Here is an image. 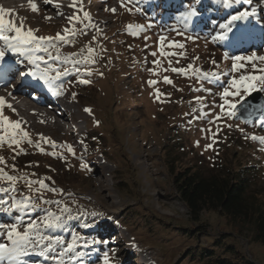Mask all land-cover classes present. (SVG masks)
<instances>
[{"label": "rangeland", "instance_id": "obj_1", "mask_svg": "<svg viewBox=\"0 0 264 264\" xmlns=\"http://www.w3.org/2000/svg\"><path fill=\"white\" fill-rule=\"evenodd\" d=\"M64 1L70 4V0ZM205 1L209 0L201 3ZM9 2L3 0L1 4ZM152 2L139 0L130 5L133 10L129 13L120 7L118 0H83V11L90 13L91 22L99 31L88 28L86 35L78 31L70 44H61L60 53H79L85 45H90L96 62L89 66L91 75L82 78L91 82L78 83L74 72L64 76L58 82L63 85V95H55L56 99L35 91L34 88L43 85L41 82H29L27 78L22 85L19 72L30 67L27 59L18 53H6L5 61L0 63L4 71L0 96L5 97L16 114L7 107L3 113L11 120L21 121L32 145L27 141L22 143L20 148L25 154L20 155L4 146L0 156L5 158L6 165L0 167L10 175L32 180L46 178L45 183L61 190L63 195L46 193L45 199L62 200L75 216H80L81 211L86 214L69 221L67 230L53 233L65 240L71 239L75 232L86 239L108 241L79 249L84 252L83 264H103L105 253L110 264H208L209 260L201 254L210 252L212 259H230L228 246L249 263L264 264V248L244 234L232 231L216 213L202 212L198 222H192L175 196L167 170L173 163L178 168L191 167L208 175L228 163L239 169L248 166L253 171H245L243 177L251 190L264 192V145L245 138L264 136V126L256 123L259 117L252 119L253 123L229 120L218 107L222 103L220 93L229 79L264 74L254 73L252 63L243 61L239 62L243 67L233 72L230 58L252 52L264 55V4L261 0H241L239 5L224 10L226 16L252 8L257 10L249 20L238 22L237 35L246 41L231 47L226 42H211L218 26L213 28L194 21L185 25L179 19L181 12L177 7ZM136 7L141 11L136 12ZM105 8H115L116 12L113 14ZM159 10L174 14L175 22L161 18ZM73 11L71 8L58 16L56 7L38 4L37 12L26 8L18 16L25 18L26 28L38 29L37 36L55 37L69 26L65 17ZM83 11L77 14L82 17ZM46 16L51 19L46 20ZM148 24L152 27L138 35L129 34L127 29L128 25ZM75 27L79 30L81 25ZM172 28L183 31L184 35H177ZM161 35L166 37L164 41L159 40ZM187 35L193 36L195 42L187 41ZM248 39L254 46L247 44ZM172 41L184 43L185 48L169 47ZM0 47H4L2 41ZM225 54L229 59H224ZM189 63L201 72H216L218 79H205L203 75L197 79L191 70L188 76H183L169 69L170 64L187 69ZM255 63L264 68V62ZM165 76L172 84L163 82ZM149 80L157 83L149 86ZM157 90L162 93L159 98ZM48 93L54 96V90ZM72 93H76L75 99ZM259 93L264 97V92ZM19 94L20 99L16 98ZM197 96L203 97L202 104L195 102ZM228 99L231 101L232 97ZM85 108L91 109V115ZM217 115L221 118L209 123ZM37 143L40 148L35 147ZM206 145H210L207 150ZM67 146L74 155L67 151ZM13 165L17 171H12ZM0 183L8 186L6 182ZM17 188V199L21 193L28 194L23 182ZM44 208L57 211L54 204ZM40 215L43 211H34L31 218ZM24 219L29 216L25 215ZM0 222L9 223L10 216L0 214ZM84 223L94 226L85 228ZM26 264L51 262L30 257L26 258Z\"/></svg>", "mask_w": 264, "mask_h": 264}, {"label": "snow or ice", "instance_id": "obj_2", "mask_svg": "<svg viewBox=\"0 0 264 264\" xmlns=\"http://www.w3.org/2000/svg\"><path fill=\"white\" fill-rule=\"evenodd\" d=\"M44 5H48L52 0H41ZM120 7L124 8L127 12H132V7L139 2V0H118ZM202 0H193L194 4H200ZM215 3L216 0H213ZM219 6L224 9H230L233 5H239L241 0H218ZM264 4V0H261ZM57 7V15H63ZM28 10L31 12L38 11V4L29 0ZM70 8L74 11L65 17L68 21V27L63 29L62 33H57L55 37L37 36L35 33L38 29L26 28L24 24V17H17L14 12L6 11L0 7V41L3 42L4 47H0V63L5 61L6 53L12 52L18 53L26 57L28 65L27 71H20V83L23 85L26 83V79L30 78L32 81L41 82L46 88L54 90V95H63V85L58 84L62 77L71 75L73 72L77 74V81L80 84H89L91 81L82 78L85 75H91L92 69L90 65L95 64L94 49L90 45H85L84 49H81L79 53H69L67 55H61L60 46L68 45L77 35H86V29L98 27L91 22L90 13L83 11V0H70ZM83 11V16H79L77 12ZM105 11H111L115 14L116 9L111 10L105 8ZM136 12H140L139 7L135 8ZM256 9L252 8L251 11H237L235 14H228L225 21L219 23L218 31L215 35H212L211 42H226L230 46H236L243 43L244 38L237 35L239 31L238 22L247 21L250 17L256 15ZM199 14L197 7L186 6L180 13L179 19L187 25L194 21V18ZM12 15L13 19H6L7 16ZM46 20L51 17H45ZM19 20V24L17 23ZM80 24L79 30L75 25ZM152 25H128L127 29L129 34L138 35L143 32L145 28H151ZM171 31H175L177 35H184V32L176 28H172ZM147 39V37H145ZM166 37L161 35L160 41H164ZM187 41L195 42L194 37L191 35L185 36ZM96 41V37L93 36L92 43ZM169 47H175L184 49V43H178L172 41ZM85 49L87 54L85 55ZM53 50L55 54H53ZM156 55V53H152ZM183 55V53H181ZM232 60V71L235 72L238 67H243L239 62L252 63L253 72L264 73V68H259L256 65V61L264 62V55L257 56L255 52L251 55H233L230 57ZM199 59V57H193V60ZM225 60L229 59V56L225 54ZM52 61L54 63H49ZM154 64L157 61H153ZM179 63V61H177ZM215 65V61H212ZM59 65V66H57ZM83 66V67H82ZM9 66V70L11 69ZM169 69L173 73H178L183 76H188L189 70L193 72L197 79L201 75L205 79L217 78L216 72H201V69L194 68L192 63H189L187 69L176 68L169 65ZM156 75L155 72L152 73ZM4 79V71L0 69V81ZM163 82L165 84H172V80L165 76ZM157 81L149 80V86L156 84ZM15 87V85L13 86ZM199 91V89H197ZM264 92V74L261 75H248L240 76L239 79H229L227 86H223V91L220 93V100L222 103L218 105L220 112L229 120L241 119L243 123H253L252 117L259 113V118L256 123L264 126V104L248 103V97L254 92ZM9 96H13L12 92L8 93ZM157 98L162 93L157 90ZM76 93H72V98L75 99ZM232 97L230 101L228 98ZM238 97V99H237ZM195 102L198 104L203 103V97L197 96ZM7 107L14 114L16 110L11 104L7 103L5 97L0 96V149L7 146L12 149L16 155L25 154L20 145L27 141L29 145H32V140L29 138V133L25 131L21 126L20 120H11L8 116L4 115L3 110ZM84 111L91 115V109L85 108ZM193 111H199L193 109ZM241 113V115H238ZM221 118L220 115L215 116L214 120L209 123H215ZM231 127V125H228ZM210 131V130H209ZM215 133H213V136ZM246 139L258 142L264 145V136L257 137L252 135L246 136ZM44 140L43 137H41ZM47 143L48 141L45 140ZM56 147L55 144L52 145ZM199 146V142H197ZM35 147L40 148L37 143ZM210 145H206L207 148ZM42 151V149H41ZM67 151L74 155L73 149L67 146ZM55 155V153H52ZM15 157H13L14 159ZM0 165H6L4 157L0 156ZM81 167L85 165L81 164ZM12 171H17L15 165L12 166ZM46 179V178H45ZM45 179L32 180L25 176L10 175L5 172L3 167H0V182H6L7 187L2 186L0 183V214H7L10 216L9 223L0 222V264H26V258L38 257L45 262H51V264H83L84 252L79 249H88L95 244L101 242L107 244L108 241H100L96 239H86L73 232L71 239L65 240L62 235L53 234L67 230L69 221L78 220L80 216L86 215L81 211L80 216L72 214V209L62 200H48L45 199L46 193H53L55 195L62 196L61 190L50 187L45 183ZM23 182L27 188L28 194H20V198L17 199L16 193L18 192L17 184ZM39 201V203H37ZM55 205L57 211H51L44 208V205ZM41 210L43 215L31 218V213ZM16 213V216L12 217L11 214ZM28 215L29 219L25 220L24 216ZM91 215L95 216L96 213ZM94 225L84 223L83 227L90 228ZM103 264H110L108 253L104 254Z\"/></svg>", "mask_w": 264, "mask_h": 264}, {"label": "trees", "instance_id": "obj_3", "mask_svg": "<svg viewBox=\"0 0 264 264\" xmlns=\"http://www.w3.org/2000/svg\"><path fill=\"white\" fill-rule=\"evenodd\" d=\"M167 3L177 7L178 12H182L184 6L197 7L199 14L194 18V22L209 24L213 28H217L226 18V11L224 12L219 3L213 4L211 0L198 5L190 0H153L152 2L163 7ZM157 13L161 18L175 22V15L169 11L159 10ZM248 40L247 44L250 47L254 46L252 40ZM237 46L239 45L231 47ZM167 170L172 179L175 196L188 211L192 222H198L202 212L216 213L225 220L232 231L244 234L252 243L264 248V192L251 190L249 183L243 177L245 171H253L250 167L239 169L228 163L208 175H203L191 167L178 168L170 163ZM226 250L230 252L232 258L212 259L210 252L201 254V257L207 258L208 264H251L234 251L233 247L228 246Z\"/></svg>", "mask_w": 264, "mask_h": 264}, {"label": "bare ground", "instance_id": "obj_4", "mask_svg": "<svg viewBox=\"0 0 264 264\" xmlns=\"http://www.w3.org/2000/svg\"><path fill=\"white\" fill-rule=\"evenodd\" d=\"M3 0H0V7L4 8L6 11H11L14 12L16 14L17 17L18 16V12L22 9H26L28 8V3L29 0H9L10 2L7 4H1ZM37 2L41 7L46 6V7H56L55 5L59 6V11L62 13H65L67 10H70L71 8L69 7V4L67 2H65L64 0H52L51 3H49L48 5H44L41 0H33V2ZM57 8V7H56ZM14 17L12 15H9L6 17V19H13ZM17 23L19 24V20H17ZM21 94H19L18 96H16V98H21L20 97Z\"/></svg>", "mask_w": 264, "mask_h": 264}, {"label": "water", "instance_id": "obj_5", "mask_svg": "<svg viewBox=\"0 0 264 264\" xmlns=\"http://www.w3.org/2000/svg\"><path fill=\"white\" fill-rule=\"evenodd\" d=\"M248 103L255 104V103H261L264 104V97L260 95L259 92L252 93L248 98ZM238 115H241V113H238ZM259 117V113L256 114V116H253L252 119ZM243 117H241L242 120Z\"/></svg>", "mask_w": 264, "mask_h": 264}]
</instances>
